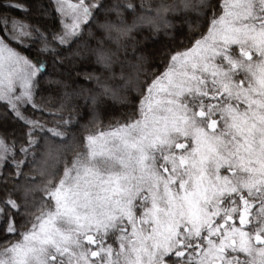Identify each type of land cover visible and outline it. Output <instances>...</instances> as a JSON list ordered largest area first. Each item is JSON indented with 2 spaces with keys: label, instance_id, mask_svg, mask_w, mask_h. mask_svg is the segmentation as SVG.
I'll return each instance as SVG.
<instances>
[{
  "label": "snow or ice",
  "instance_id": "snow-or-ice-1",
  "mask_svg": "<svg viewBox=\"0 0 264 264\" xmlns=\"http://www.w3.org/2000/svg\"><path fill=\"white\" fill-rule=\"evenodd\" d=\"M0 264H264V0L0 3Z\"/></svg>",
  "mask_w": 264,
  "mask_h": 264
},
{
  "label": "trees",
  "instance_id": "trees-1",
  "mask_svg": "<svg viewBox=\"0 0 264 264\" xmlns=\"http://www.w3.org/2000/svg\"><path fill=\"white\" fill-rule=\"evenodd\" d=\"M7 2H8V0H0V3H7ZM13 15H18V14L13 13ZM117 108H119V105H117ZM100 120H101V123L98 124L97 127L102 129V130H107L108 125L111 123H114V121L110 117L104 116V115H101ZM80 123H81V125H83L84 123H86V121H81ZM88 131H92V129L89 128ZM88 131H85L83 129V127H81L79 129V135L86 136L88 134Z\"/></svg>",
  "mask_w": 264,
  "mask_h": 264
},
{
  "label": "rangeland",
  "instance_id": "rangeland-1",
  "mask_svg": "<svg viewBox=\"0 0 264 264\" xmlns=\"http://www.w3.org/2000/svg\"><path fill=\"white\" fill-rule=\"evenodd\" d=\"M72 2H76V0H72ZM100 147L102 148V147H103V145H100Z\"/></svg>",
  "mask_w": 264,
  "mask_h": 264
}]
</instances>
